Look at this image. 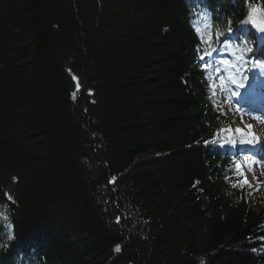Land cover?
<instances>
[{
  "label": "trees",
  "instance_id": "16d2710c",
  "mask_svg": "<svg viewBox=\"0 0 264 264\" xmlns=\"http://www.w3.org/2000/svg\"><path fill=\"white\" fill-rule=\"evenodd\" d=\"M259 24L264 0H0V264H264L207 66L263 72Z\"/></svg>",
  "mask_w": 264,
  "mask_h": 264
},
{
  "label": "rangeland",
  "instance_id": "374dc122",
  "mask_svg": "<svg viewBox=\"0 0 264 264\" xmlns=\"http://www.w3.org/2000/svg\"><path fill=\"white\" fill-rule=\"evenodd\" d=\"M261 33H263L264 35V32H261ZM209 64L211 67L214 68L215 71L217 68L222 69L221 60L217 56V54H214L213 56L210 57ZM257 72L258 70L256 68H252L253 75L256 74ZM219 75H221V71ZM240 83L241 82L239 83L230 82L229 84H225V83L223 84L222 92L224 96L227 97L229 106H230L229 117L230 119H233L235 122H238V124H240L243 127L242 129L244 133H248L246 130L247 125L249 127L254 128L253 132H250L247 134V141H251L252 143L260 142L264 145V121L262 119V117H264L263 114H261V117H259V115L257 117L255 113L252 116V114L247 112L246 109L240 105L242 100L244 101V98H243L244 90L250 89L254 93V96L257 97L256 101H254V98H252L253 101L257 105L261 106V99L263 100L264 95L262 96L260 93H256V91H254L253 89L255 86L256 87L259 86L262 89L260 91H264L263 90L264 80L259 81L258 83H256V85L249 84V83H246V84L243 83V87H238ZM253 101L250 100L249 102H253ZM249 145H250L249 143L245 145V147L242 150L248 149ZM242 154L245 158H247L246 162L249 164V167L247 170L248 177L254 180L255 182L261 184V187L264 191V155L261 156V158L257 157V159L262 162V163L260 162L257 163V161L255 160V156H253L250 152L246 151V152H242Z\"/></svg>",
  "mask_w": 264,
  "mask_h": 264
},
{
  "label": "snow or ice",
  "instance_id": "6c2138e0",
  "mask_svg": "<svg viewBox=\"0 0 264 264\" xmlns=\"http://www.w3.org/2000/svg\"><path fill=\"white\" fill-rule=\"evenodd\" d=\"M254 11H255V10L250 11V13H249V19H253V12H254ZM253 22L255 23V21H253ZM258 29H259L260 32H264V24H260V25H258ZM197 31H199V29H197ZM239 51H240L241 54H240L239 56H236V60H237V61H240V62H242V63H247V62L245 61V59H244V54L247 53V52H249V51H251V50L247 48L246 44H244V46L239 47ZM207 55L211 56L212 53L209 52V53H207ZM200 60H201V62H203L204 57L201 56V57H200ZM221 63L224 64V65H229L230 62H229L228 60H223ZM260 66H261V67H264V65H260ZM231 67H232L233 69H235V71H236L237 73H240V68H237L235 65H231ZM216 71H217V72H220L221 69H220V68H217ZM230 80H231L232 83H236V80H235V79H232L231 77H230ZM238 87H243V83L241 82V83L238 85ZM233 94H235V93H233ZM72 96H73V99H75V98H76V93L74 92V93L72 94ZM238 131H239V130H238ZM248 143L251 144L252 142L249 141ZM237 167L239 168V165H237ZM244 182L247 183V180L245 179ZM8 199H10V197H8ZM119 220H120V217H117V223H119ZM11 238H12V237L9 236V239H11ZM116 250L119 251V246L117 247Z\"/></svg>",
  "mask_w": 264,
  "mask_h": 264
}]
</instances>
